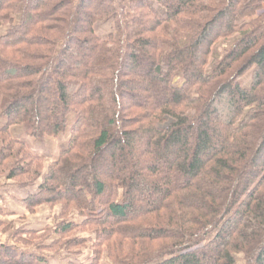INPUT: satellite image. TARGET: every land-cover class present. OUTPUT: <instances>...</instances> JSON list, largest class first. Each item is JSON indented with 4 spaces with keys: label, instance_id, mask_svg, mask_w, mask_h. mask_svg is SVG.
Masks as SVG:
<instances>
[{
    "label": "trees",
    "instance_id": "16d2710c",
    "mask_svg": "<svg viewBox=\"0 0 264 264\" xmlns=\"http://www.w3.org/2000/svg\"><path fill=\"white\" fill-rule=\"evenodd\" d=\"M0 122V264H264V0H0Z\"/></svg>",
    "mask_w": 264,
    "mask_h": 264
},
{
    "label": "rangeland",
    "instance_id": "374dc122",
    "mask_svg": "<svg viewBox=\"0 0 264 264\" xmlns=\"http://www.w3.org/2000/svg\"><path fill=\"white\" fill-rule=\"evenodd\" d=\"M251 80H252V72H248L243 78H242V82L244 84V86H249L251 84ZM3 124V122H0V126ZM21 137H24L23 139L20 138L21 140L26 141L31 147H34L35 144L36 145H40L43 146V148L45 149V151L48 153H46L44 150H38L42 155L46 156H50L51 158L53 157V154H55V152L58 149H64L68 146L69 143V139H70V132L67 131L66 133H64L62 135V137L58 140H56L55 138H51V139H47L46 141H42V142H32L31 143V138L28 137L27 135V131L25 127H21ZM49 157V159H50ZM51 161V159H50ZM39 215L42 217H44L46 215V213L43 211H41L39 213ZM238 264H245V260L243 256H238Z\"/></svg>",
    "mask_w": 264,
    "mask_h": 264
},
{
    "label": "crops",
    "instance_id": "0c3cea01",
    "mask_svg": "<svg viewBox=\"0 0 264 264\" xmlns=\"http://www.w3.org/2000/svg\"><path fill=\"white\" fill-rule=\"evenodd\" d=\"M20 129L21 128H14L13 129V133H14V136L17 137L18 139H20V138L23 139L24 137H21L22 133H21ZM61 137L62 136H60L57 139L59 140ZM30 141H31V143L32 142L34 143V140L31 139ZM33 148L36 151H38V150H44L45 151L43 146H40V145H36L35 144V146ZM62 150L63 149H58L55 152V154H53L52 158L50 156H48V155H46L45 158H47L48 162H53V161L58 159L59 153ZM49 157H50L51 161H50ZM0 210H1V212H0V221H2L4 223L17 222L19 220V218L23 217V215H24V212H22L24 209H22V207H20L19 205L13 204L11 201L5 200V199L0 200Z\"/></svg>",
    "mask_w": 264,
    "mask_h": 264
}]
</instances>
